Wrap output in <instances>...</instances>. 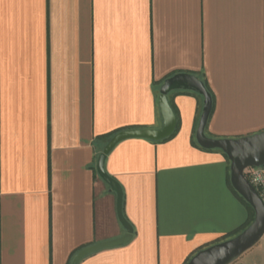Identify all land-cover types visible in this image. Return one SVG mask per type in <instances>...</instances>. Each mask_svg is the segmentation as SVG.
Listing matches in <instances>:
<instances>
[{"label":"crops","instance_id":"obj_1","mask_svg":"<svg viewBox=\"0 0 264 264\" xmlns=\"http://www.w3.org/2000/svg\"><path fill=\"white\" fill-rule=\"evenodd\" d=\"M171 73L204 78L207 136L264 130V0H0V264H69L125 232L96 160L161 128ZM167 96L173 136L105 158L131 239L77 264H186L246 221L228 159L193 143L202 99Z\"/></svg>","mask_w":264,"mask_h":264},{"label":"water","instance_id":"obj_2","mask_svg":"<svg viewBox=\"0 0 264 264\" xmlns=\"http://www.w3.org/2000/svg\"><path fill=\"white\" fill-rule=\"evenodd\" d=\"M178 89L193 90L202 96L195 140L205 149H219L226 155L229 161L230 184L254 213L252 221L244 229L234 236L198 250L186 264H229L256 243L264 233V203L244 175L245 168L264 163V130L236 138L207 136L205 126L212 107L211 95L197 76L190 73H176L165 78L159 87L158 107L162 118L161 128L118 131L106 142L96 160L95 168L98 175L116 194V214L125 232L118 237L93 243L78 250L69 264H77L83 257L97 250L120 246L131 239L133 228L122 212V190L119 183L105 171V158L115 144L123 139L141 137L158 141L169 136L174 131L176 116L167 95L170 91Z\"/></svg>","mask_w":264,"mask_h":264},{"label":"trees","instance_id":"obj_3","mask_svg":"<svg viewBox=\"0 0 264 264\" xmlns=\"http://www.w3.org/2000/svg\"><path fill=\"white\" fill-rule=\"evenodd\" d=\"M173 74H176V73H171V74H169V75H167L165 78H167V77H169V76H171V75H173ZM197 76V75H196ZM202 82H203V84H204V86H205V88L207 89V91L210 93V95H211V99H212V107H211V111H212V108H213V95H212V93H211V91L209 90V88H208V86H207V84H206V82H205V80H204V78L202 77V76H197ZM164 78V79H165ZM172 91H174V92H184V93H191V94H194V95H196L197 97H200V99H202V96L201 95H199L197 92H195V91H193V90H184V89H178V90H172ZM171 92V91H170ZM169 101V100H168ZM169 104H170V106H171V108H172V110H173V112L175 113V116H176V108H175V106L172 104V102L171 101H169ZM211 111H210V114H211ZM210 114H209V116H210ZM208 119H209V117H208ZM208 121V120H207ZM177 125H178V122H177V117H176V125H175V128H174V131L169 135V136H167V137H165V138H163V139H161V140H158V141H164V140H167V139H169L171 136H173V134L175 133V131H176V129H177ZM206 125H207V123H206ZM206 127V126H205ZM110 134H112V132L110 133ZM193 143L197 146V147H199V148H201V149H205V148H203V147H201V146H199L198 144H197V142H196V140L194 139L193 140ZM205 150H212V149H205ZM217 150V149H216ZM219 151H221V150H219ZM222 152V151H221ZM223 153V152H222ZM224 154V153H223ZM225 155V154H224ZM225 157H226V155H225ZM227 158V157H226ZM232 187V186H231ZM232 189H233V187H232ZM233 191H234V193H235V195L246 205V207H247V209H248V211H249V215H248V217H247V219H246V221L242 224V225H240L238 228H236L235 230H233V231H231L230 233H228L227 235H225L224 237H223V240L224 239H226V238H229V237H231V236H234L235 234H237L238 232H240L242 229H244L251 221H252V219H253V210H252V208L248 205V203L233 189ZM122 207H123V200H122ZM122 212H123V209H122Z\"/></svg>","mask_w":264,"mask_h":264},{"label":"rangeland","instance_id":"obj_4","mask_svg":"<svg viewBox=\"0 0 264 264\" xmlns=\"http://www.w3.org/2000/svg\"><path fill=\"white\" fill-rule=\"evenodd\" d=\"M235 261H242L245 264H264V233L256 243L245 250Z\"/></svg>","mask_w":264,"mask_h":264},{"label":"built area","instance_id":"obj_5","mask_svg":"<svg viewBox=\"0 0 264 264\" xmlns=\"http://www.w3.org/2000/svg\"><path fill=\"white\" fill-rule=\"evenodd\" d=\"M244 175L254 187L264 203V163L245 168Z\"/></svg>","mask_w":264,"mask_h":264}]
</instances>
